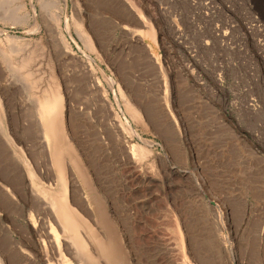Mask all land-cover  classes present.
Returning a JSON list of instances; mask_svg holds the SVG:
<instances>
[{
    "label": "rangeland",
    "instance_id": "obj_1",
    "mask_svg": "<svg viewBox=\"0 0 264 264\" xmlns=\"http://www.w3.org/2000/svg\"><path fill=\"white\" fill-rule=\"evenodd\" d=\"M259 5L0 0V264H264ZM60 170L88 257L29 207Z\"/></svg>",
    "mask_w": 264,
    "mask_h": 264
},
{
    "label": "bare ground",
    "instance_id": "obj_2",
    "mask_svg": "<svg viewBox=\"0 0 264 264\" xmlns=\"http://www.w3.org/2000/svg\"><path fill=\"white\" fill-rule=\"evenodd\" d=\"M255 1L257 2V5L261 4L262 2L264 3V0H255ZM164 98H165V100H164L165 104L168 105V102H169L168 97L166 96ZM56 99L59 100V98H56ZM44 102L45 103L43 105H41V107H42V109H44V113L46 111V113H45L46 116L44 115L46 121L50 122L52 120V116L54 114V112L52 111V108L56 105V100H53L51 102L50 101L49 102L44 101ZM39 106L40 105H38V107ZM44 139L49 141V138L47 137L46 132H44ZM28 181H29L28 185L30 187V193H31V204L29 206L30 209L39 211L40 208L37 205L36 200L41 199L44 202L45 209L47 208V212L50 214V217H53L54 220L56 219V221H58L59 225L61 226L62 236H64V238H66L72 244L71 246H73V248L75 250L76 249L80 250L81 251L80 253L82 254V256L88 257L90 252H92L94 249V248H91V250H90V248L88 249V245L91 243H93V245H95L94 244L95 242L92 240V235H93L94 230L91 228V226L88 223L84 224V222H82L79 219L80 217L76 214V212H74L72 210V208L68 205V202L66 200V188H65V185L62 184V179H61V170L59 171V178H57V181H56L57 185L59 183V188L56 185V187H57L56 191L55 190L54 191L46 190V189L40 187L39 183L37 182L35 176L32 173L28 174ZM8 186H9V184H8ZM9 194H11V192ZM34 199H36V200H34ZM219 214H220L219 217L222 219L223 214L222 213H219ZM21 216H22V214H21ZM79 225H83V226L79 227ZM82 228H86L87 230L83 229V230H80V232H79V229H82ZM46 233L52 235V239L58 248L60 245L59 244V236L57 235L55 230L51 227L49 231H46Z\"/></svg>",
    "mask_w": 264,
    "mask_h": 264
}]
</instances>
